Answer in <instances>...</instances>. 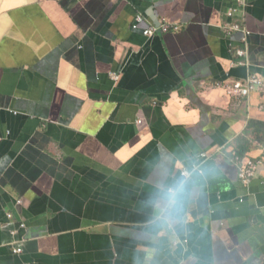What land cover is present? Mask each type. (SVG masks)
<instances>
[{"label":"crops","instance_id":"crops-1","mask_svg":"<svg viewBox=\"0 0 264 264\" xmlns=\"http://www.w3.org/2000/svg\"><path fill=\"white\" fill-rule=\"evenodd\" d=\"M233 7L0 0V264H264V93L223 88L264 79V0Z\"/></svg>","mask_w":264,"mask_h":264},{"label":"built area","instance_id":"built-area-1","mask_svg":"<svg viewBox=\"0 0 264 264\" xmlns=\"http://www.w3.org/2000/svg\"><path fill=\"white\" fill-rule=\"evenodd\" d=\"M235 7H233L229 12L227 13L228 17L230 19H235L236 14L239 10L245 9L247 7V0H233ZM144 21L143 17L138 16L135 20V22L132 25V28L134 30H137L139 28V25ZM180 27L177 25H170L167 23H163L159 27H150L148 29L143 30V35L146 37H151L155 34H163L170 31H176L179 30ZM239 32L242 33V46L239 47L236 50V55L240 61H238L242 65H247L246 63V56H247V50H246V43L248 41V38L251 36V32L247 30V28L244 25H241L240 23H234L232 25L227 26V33L229 35ZM237 64V63H236ZM229 96H232L236 99H243L248 98L253 92H260L264 93V79L260 78L259 76L253 74L248 80L245 82L243 81H236L231 84H225L223 87ZM203 159H206L209 157L207 153H203L201 155ZM258 166V162L254 160H248V162L245 164V166L241 169L240 173V180L244 188H248L250 186V183L256 176V169ZM200 173L202 171L199 170ZM183 177L190 176V173L188 171L182 172ZM175 192L174 189H169L168 192ZM243 201V200H242ZM241 201V202H242ZM11 218V216H10ZM22 252L21 248L15 249L14 253L20 254Z\"/></svg>","mask_w":264,"mask_h":264},{"label":"clouds","instance_id":"clouds-1","mask_svg":"<svg viewBox=\"0 0 264 264\" xmlns=\"http://www.w3.org/2000/svg\"><path fill=\"white\" fill-rule=\"evenodd\" d=\"M179 191L180 190H178L177 192H169L168 193V197H169V204L170 205H175L176 204V202H177V197H178V195H179Z\"/></svg>","mask_w":264,"mask_h":264},{"label":"water","instance_id":"water-1","mask_svg":"<svg viewBox=\"0 0 264 264\" xmlns=\"http://www.w3.org/2000/svg\"><path fill=\"white\" fill-rule=\"evenodd\" d=\"M159 34H161V33H159Z\"/></svg>","mask_w":264,"mask_h":264}]
</instances>
